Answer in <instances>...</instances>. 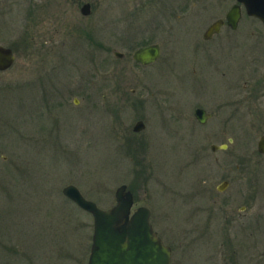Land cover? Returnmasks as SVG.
I'll use <instances>...</instances> for the list:
<instances>
[{"label": "rangeland", "instance_id": "1", "mask_svg": "<svg viewBox=\"0 0 264 264\" xmlns=\"http://www.w3.org/2000/svg\"><path fill=\"white\" fill-rule=\"evenodd\" d=\"M227 3L0 0V44L16 55L0 71V264H87L93 216L64 195L70 184L104 210L126 184L133 211L150 208L172 264H219L209 210L219 172L198 162L196 135L180 115H193L192 94L221 92V67L217 79L182 69L230 65L232 50L206 56L195 46ZM155 43L158 61L138 65L134 52ZM43 83L49 103L30 89Z\"/></svg>", "mask_w": 264, "mask_h": 264}, {"label": "flooded vegetation", "instance_id": "2", "mask_svg": "<svg viewBox=\"0 0 264 264\" xmlns=\"http://www.w3.org/2000/svg\"><path fill=\"white\" fill-rule=\"evenodd\" d=\"M227 4L224 16L213 21H221L220 30L207 36L210 24L195 46L206 56L217 48L232 50L230 65L214 63L206 73L194 63L188 73L182 69L192 79H207L216 78L212 75L221 67V92L211 93L210 99L192 94L188 101L199 99L193 115L181 114L180 119L192 125L198 162L212 161L219 172L209 209L220 240L219 264H264L259 249L264 248V0ZM231 12L240 14L235 27L229 23ZM222 95L225 101L219 103Z\"/></svg>", "mask_w": 264, "mask_h": 264}, {"label": "water", "instance_id": "3", "mask_svg": "<svg viewBox=\"0 0 264 264\" xmlns=\"http://www.w3.org/2000/svg\"><path fill=\"white\" fill-rule=\"evenodd\" d=\"M83 14L91 13V4L81 7ZM236 15V17L234 16ZM238 13H229L230 25L235 27L239 21ZM221 21L213 23L206 35L220 30ZM118 58L123 54L114 51ZM161 46L158 43L142 46L134 54V60L141 65H150L158 61ZM16 55L12 48L0 44V71L12 68ZM145 123L138 121L135 131H141ZM116 203L105 209L84 196L80 189L70 184L63 193L73 203L93 216V237L87 264H172V248L154 230L151 223V210L141 206L133 211L134 193L126 184L116 188Z\"/></svg>", "mask_w": 264, "mask_h": 264}, {"label": "trees", "instance_id": "4", "mask_svg": "<svg viewBox=\"0 0 264 264\" xmlns=\"http://www.w3.org/2000/svg\"><path fill=\"white\" fill-rule=\"evenodd\" d=\"M51 75V74H50ZM46 81H48V82H51L52 81V79L50 78V77H48V79H47V76L44 78ZM43 78H42V80H41V82H43V80H44ZM53 83V82H52ZM37 84V83H36ZM36 84H33L31 87H30V89L32 90V95H34V94H37V92L39 93V95L43 98V100H46V102L47 103H49L48 101H49V98H51V96L50 95H52V93H51V85H48V86H46V85H44V83L42 84V86L40 87L39 86V84L38 85H36ZM40 87V88H39ZM25 88H26V86H25ZM15 92V91H14ZM16 92H17V89H16ZM42 100V101H43ZM42 101H39L40 103H42ZM25 102V101H24ZM22 103H23V101H22ZM26 103V102H25ZM20 105V104H19ZM24 105L25 104H22V107L21 106H18L17 105V107L16 108H21V110H24L25 109V107H24Z\"/></svg>", "mask_w": 264, "mask_h": 264}]
</instances>
